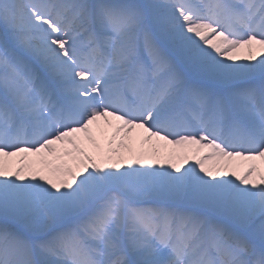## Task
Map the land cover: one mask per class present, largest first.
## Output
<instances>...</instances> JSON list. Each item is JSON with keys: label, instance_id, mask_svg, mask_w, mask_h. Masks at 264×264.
Wrapping results in <instances>:
<instances>
[{"label": "snow or ice", "instance_id": "obj_1", "mask_svg": "<svg viewBox=\"0 0 264 264\" xmlns=\"http://www.w3.org/2000/svg\"><path fill=\"white\" fill-rule=\"evenodd\" d=\"M0 264H264V0H0Z\"/></svg>", "mask_w": 264, "mask_h": 264}]
</instances>
